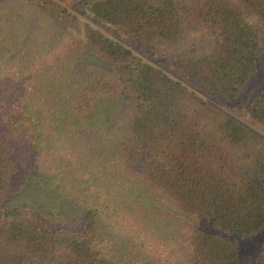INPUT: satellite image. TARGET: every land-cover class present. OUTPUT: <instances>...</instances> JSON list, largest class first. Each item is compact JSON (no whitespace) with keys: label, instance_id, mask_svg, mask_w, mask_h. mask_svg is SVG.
Listing matches in <instances>:
<instances>
[{"label":"trees","instance_id":"1","mask_svg":"<svg viewBox=\"0 0 264 264\" xmlns=\"http://www.w3.org/2000/svg\"><path fill=\"white\" fill-rule=\"evenodd\" d=\"M82 3L0 0V11L11 27L24 4L73 23L42 39L15 88L37 118L46 111L66 131L64 143L79 130L102 134L84 162L95 167L85 188L106 209L78 198L57 215L23 208L12 178L41 170L37 143L0 111V264H170L157 244L177 247L178 264H264V238L247 257L242 248L264 233V81L251 84L264 61V0ZM84 48L125 73L79 66ZM40 92L51 96L44 110ZM52 168L48 182H63ZM128 213L138 233L116 218Z\"/></svg>","mask_w":264,"mask_h":264},{"label":"rangeland","instance_id":"2","mask_svg":"<svg viewBox=\"0 0 264 264\" xmlns=\"http://www.w3.org/2000/svg\"><path fill=\"white\" fill-rule=\"evenodd\" d=\"M60 1L70 5L72 9H76L83 4L82 0ZM23 11L25 12L24 15H22V13L20 14L23 17L15 21L14 27L10 25V18L8 19L6 16L3 17L0 11V88L4 85L1 79H5L6 87L11 84L13 88L11 91L10 88L6 87L0 89L2 100H6V107H3V109L6 110L0 107V111L1 114L5 115V118L11 120L12 124L16 123L15 126L17 128H14L13 132H20V138L35 139L38 152L35 159L41 170L37 173L39 175L35 174V178L30 182H26L23 176H21V173H17L13 176V185L18 187L16 201L23 205V208L35 207L46 212L50 211L54 215H57L59 206L67 205L68 207L74 208L71 206L73 203H70V200H72V202L74 201V204H77L76 198H78V201H83L87 206H96L100 209H106V204L102 201V193L98 191L92 193V191H89V187V189L85 188L87 186L85 180L90 179L88 175H93L92 171L94 172L95 167L84 162L95 156L96 148L92 147V144L98 145L102 134L95 131L89 134H83L79 130L74 135L79 139L73 142L68 139L69 143H64L61 136L65 135L66 131L62 132L61 130H57L48 117V112L43 111L44 107L48 106L51 96L44 92H40V97L47 100V103L42 104L39 102L41 109H43V114H40L39 118H37V114L33 112L30 107L22 105L24 97L22 94H19L15 88V80L22 70V67L25 65L26 58L38 52L36 48H40L42 39L48 37L49 42L57 26H59V28H64L66 26H72L73 23H66L64 19H60L57 15L56 17L51 12H45L39 7L31 4H24ZM14 15H16V13H14ZM9 34L14 36L18 42L21 41L19 43L20 45L16 46V44L12 42L7 43L6 37ZM88 63L106 67L114 72L125 73L122 66L99 58L92 50L84 48L78 60V64L81 66ZM258 71L256 77L251 81V84L254 86H258L264 81V61L259 64ZM251 84L250 86H252ZM124 100L125 101L119 105L124 106V104L127 103V99L124 98ZM112 110H114L115 113L111 118H118V115H121V108H119L118 105ZM17 117L20 118L18 122L16 120ZM76 129L78 130V127H76ZM107 132L109 134L110 131L108 130ZM49 165L53 166V168H57L59 175L63 176L61 180L63 182H59L60 177H56V175L51 177V180L48 182ZM53 168L49 172L54 173ZM89 181L91 182V179ZM48 184L51 185L50 187L57 186L59 191H50V193H48ZM91 186L93 187V184ZM64 196L66 198H63ZM64 199H66V201H64ZM105 202L112 206L109 199ZM129 216L130 214L128 213L127 216L116 218L121 222L123 227L132 228L138 233L139 224ZM194 222L200 226H204L203 219H198ZM249 237L253 239L248 240L242 245L243 251L245 252L244 257H247L250 254L249 251L254 249L255 239L262 240L264 238V233L259 232ZM150 246L152 249L156 248L155 252L168 260L170 264L180 263V261H177L179 256V249L177 247L165 244Z\"/></svg>","mask_w":264,"mask_h":264}]
</instances>
